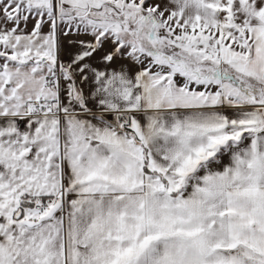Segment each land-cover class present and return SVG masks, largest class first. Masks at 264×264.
<instances>
[{
  "label": "snow or ice",
  "instance_id": "snow-or-ice-1",
  "mask_svg": "<svg viewBox=\"0 0 264 264\" xmlns=\"http://www.w3.org/2000/svg\"><path fill=\"white\" fill-rule=\"evenodd\" d=\"M0 264H264V0H0Z\"/></svg>",
  "mask_w": 264,
  "mask_h": 264
}]
</instances>
